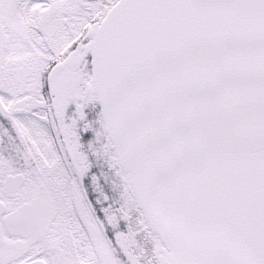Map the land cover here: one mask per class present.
I'll return each instance as SVG.
<instances>
[{"label":"snow or ice","instance_id":"snow-or-ice-1","mask_svg":"<svg viewBox=\"0 0 264 264\" xmlns=\"http://www.w3.org/2000/svg\"><path fill=\"white\" fill-rule=\"evenodd\" d=\"M0 264H264V0H0Z\"/></svg>","mask_w":264,"mask_h":264}]
</instances>
